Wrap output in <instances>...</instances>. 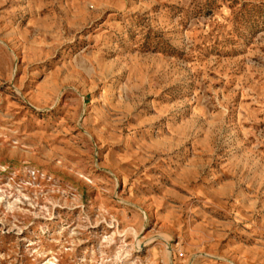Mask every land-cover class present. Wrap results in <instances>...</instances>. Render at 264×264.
Wrapping results in <instances>:
<instances>
[{"label": "rangeland", "instance_id": "rangeland-1", "mask_svg": "<svg viewBox=\"0 0 264 264\" xmlns=\"http://www.w3.org/2000/svg\"><path fill=\"white\" fill-rule=\"evenodd\" d=\"M0 264H264V0H0Z\"/></svg>", "mask_w": 264, "mask_h": 264}]
</instances>
